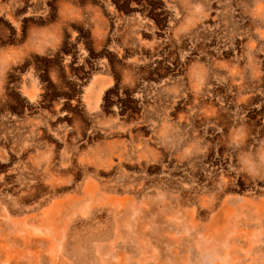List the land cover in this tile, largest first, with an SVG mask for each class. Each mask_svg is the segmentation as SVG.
<instances>
[{"label": "rangeland", "instance_id": "obj_1", "mask_svg": "<svg viewBox=\"0 0 264 264\" xmlns=\"http://www.w3.org/2000/svg\"><path fill=\"white\" fill-rule=\"evenodd\" d=\"M0 264H264V0H0Z\"/></svg>", "mask_w": 264, "mask_h": 264}]
</instances>
